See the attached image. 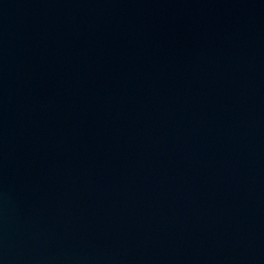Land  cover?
Wrapping results in <instances>:
<instances>
[{"label": "water", "instance_id": "water-1", "mask_svg": "<svg viewBox=\"0 0 264 264\" xmlns=\"http://www.w3.org/2000/svg\"><path fill=\"white\" fill-rule=\"evenodd\" d=\"M0 264H264V0H0Z\"/></svg>", "mask_w": 264, "mask_h": 264}]
</instances>
